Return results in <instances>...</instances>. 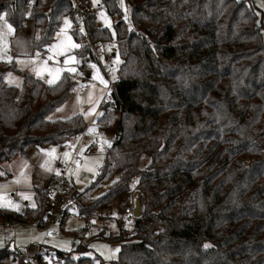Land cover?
Masks as SVG:
<instances>
[{
	"label": "trees",
	"instance_id": "16d2710c",
	"mask_svg": "<svg viewBox=\"0 0 264 264\" xmlns=\"http://www.w3.org/2000/svg\"><path fill=\"white\" fill-rule=\"evenodd\" d=\"M125 1L131 25L117 0H101L119 16L113 29L121 63L113 108L105 101L99 120L115 125L117 135L80 194L84 212H97L126 200L140 176L142 212L129 231L93 238L121 244L115 264H264V32L256 4ZM81 2L91 39H112L110 29L97 27L89 0ZM73 11L72 0H0V16L16 31L33 22L39 50ZM77 52L97 61L84 41ZM21 74L19 86L0 80V169L30 148L73 140L88 124L81 113L49 118L83 74L64 73L53 84ZM144 155L151 161L142 168ZM7 175L0 172V179ZM34 195L35 205L24 212L0 208V220L45 226L48 193ZM57 255L64 264L86 261ZM0 264H14L7 246Z\"/></svg>",
	"mask_w": 264,
	"mask_h": 264
},
{
	"label": "rangeland",
	"instance_id": "374dc122",
	"mask_svg": "<svg viewBox=\"0 0 264 264\" xmlns=\"http://www.w3.org/2000/svg\"><path fill=\"white\" fill-rule=\"evenodd\" d=\"M122 10V17L131 25V7L125 0H117ZM256 4L258 20L262 24L264 32V0H253ZM90 9L95 12V23L97 27L108 28L112 32L114 40L113 25L118 20V15L108 13L107 9L101 3V0H89ZM0 19V80L4 79L8 84L20 85L22 74L28 72L33 76L43 79L46 83L53 76L58 75L55 83L64 73H81L84 76L79 77L68 99L49 115L50 119L65 118L71 115L81 113L89 123L92 119L101 116L103 101L107 96V86L109 79L104 75L101 65L98 61L89 60L77 52V49L83 46V41L76 38V22L73 15H65L62 23L55 34L54 41L46 47L45 50H39L33 47V29L34 24L27 20L25 28L16 31L13 25L2 15ZM67 21V24L65 23ZM5 24L12 25V31L9 33ZM77 35V34H76ZM78 47H72V45ZM95 54H100L104 60L107 54H112L115 49L109 44L96 45ZM11 58V59H9ZM118 58V62L117 61ZM68 61L66 64L65 61ZM114 77L112 82L117 80V71L121 63V58L117 53L113 56ZM13 63L15 69H9L6 65ZM86 64V66H85ZM95 65V67H93ZM7 68L3 70L2 68ZM57 69L60 71L57 73ZM69 69H75L70 71ZM40 70L41 75H36ZM51 73L52 75H49ZM91 74L90 78H86ZM103 81V82H102ZM49 84V83H48ZM110 122V121H109ZM90 140L94 141L98 137L99 148L87 149L81 146L78 155L82 158V163L72 162L68 176L72 179L78 192H83L96 177L98 170L94 169L96 164L102 166L104 155L113 145L117 128L110 124V128H96L91 126ZM74 152V146L65 148L62 145H47L44 147L32 148L26 153L18 155L16 163L20 173L12 174L14 183H0V208H10L18 212H24L27 207L35 205L36 189L45 190L48 174L53 171H59L60 164H68L71 155ZM67 154V155H65ZM151 161L149 155H144L140 161L142 168H145ZM23 164V165H22ZM1 170L7 172L6 168ZM3 172V173H4ZM107 189L104 185L95 192L94 196H99ZM125 202L123 197H118L109 204H106L97 210L98 214L115 216L124 222V217L119 209ZM47 213H54L55 209L46 206ZM106 223L108 220H104ZM135 220L126 223L125 227L130 230ZM85 220L76 214L67 215L64 223H53L52 225L41 229L34 222L19 223L16 227L17 246L21 248L34 249L38 245L46 246L49 249L47 256L49 264H64L63 260L58 258L57 250L64 252L72 260L85 259V264H115L119 257V242H112L107 239L89 238L84 240L81 236L75 235V231L82 228ZM114 231L117 230L113 226ZM7 230V229H6ZM0 223V247L5 245V238L8 234ZM60 230V235H55L54 231ZM3 247V246H2ZM119 251H115V249ZM14 264H19L15 263Z\"/></svg>",
	"mask_w": 264,
	"mask_h": 264
},
{
	"label": "built area",
	"instance_id": "2783aa9c",
	"mask_svg": "<svg viewBox=\"0 0 264 264\" xmlns=\"http://www.w3.org/2000/svg\"><path fill=\"white\" fill-rule=\"evenodd\" d=\"M74 11L73 18L76 22L77 33L81 36L85 44H88L93 50L96 45L109 44L115 49V40L105 39L99 42H94L86 27V14L81 0H72ZM82 29V31H81ZM95 51V50H94ZM96 55V54H95ZM97 61L102 67L104 75L109 79V84L107 86V96L103 101H107L110 106L109 109L113 108L114 96L113 89L114 83L112 78L114 77L113 71V53L107 54L103 60L100 54L96 55ZM91 126L96 128H110L109 121H101L99 117L92 119L86 126V128L73 140L62 143L61 145L65 148L73 147L74 152L71 155L70 162L68 164H60L59 171L53 173L48 177L46 181L45 191L48 193V198L46 199V206H50L55 209V212L49 213L50 219L45 226H39L41 229L46 228L53 223H64L67 215L76 214L85 220V224L82 228L75 231V235L81 236L83 240L86 237H110L114 233L113 226H115L120 231H129L126 229V223L131 220H136L135 216L137 202H141V190H140V176H136L133 181V188L129 192L125 202L121 205L119 212L124 217V222H120L118 218L111 215H101L97 212H84V204L81 200V194L77 191L73 184L72 179L68 176L72 162L82 163V158L78 155L79 148L81 146H86L87 148L97 149L99 147L98 137L94 141L90 140ZM264 153V150H263ZM246 165L251 163V160L246 158L244 160ZM94 169L101 170L102 166L96 164ZM104 220H108L106 223ZM19 222L14 220L8 221L9 226V238L7 239L6 246L12 257L13 262L19 264H44L48 263L47 256L49 254V249L46 246L38 245L34 249L21 248L17 246V234L16 227ZM55 235H60V230L54 231Z\"/></svg>",
	"mask_w": 264,
	"mask_h": 264
},
{
	"label": "crops",
	"instance_id": "0c3cea01",
	"mask_svg": "<svg viewBox=\"0 0 264 264\" xmlns=\"http://www.w3.org/2000/svg\"><path fill=\"white\" fill-rule=\"evenodd\" d=\"M34 33H35V28L33 29V36H34ZM90 76H91V74H90ZM87 78H90V77H88L87 76ZM86 147V146H85ZM99 148V147H98ZM30 149H32V148H30ZM29 149V150H30ZM87 149H89V150H91V148H87ZM28 150V151H29ZM26 153V152H25ZM17 159H18V155L14 158V159H12V160H10V161H6V162H3L2 164H1V167H4V168H6L7 170V172H4V171H2L1 169V174H5V173H7L8 175L6 176V177H4V178H2V179H0V183H2V184H8V183H14V181H13V177H12V174H14V175H16V174H18V173H20V170H18L16 167H18V163H16V161H17ZM23 165V164H22ZM4 172V173H3ZM53 173H55V171H53L51 174H48L49 176H51ZM48 176V177H49ZM38 190H40V189H38ZM0 223H1V226L2 227H4L5 228V230H6V232H7V234H8V237H9V226H8V221H4V220H0ZM4 240H5V245H2L1 247H0V250L1 249H3L4 247H6V242H7V239L5 238V235H4ZM28 249H30L29 247H28Z\"/></svg>",
	"mask_w": 264,
	"mask_h": 264
},
{
	"label": "snow or ice",
	"instance_id": "6c2138e0",
	"mask_svg": "<svg viewBox=\"0 0 264 264\" xmlns=\"http://www.w3.org/2000/svg\"><path fill=\"white\" fill-rule=\"evenodd\" d=\"M262 7H264V4H262ZM0 19H3V17L2 16H0ZM65 23L67 24V21H65ZM5 27H6V29H7V32H11L12 31V25H10V24H5ZM81 31H82V29H81ZM72 47H78V45H72ZM9 59H11V58H9ZM116 62H118V58H117V61ZM65 63L67 64L68 63V61L66 60L65 61ZM93 67H95V65H93ZM70 71H75V69H69ZM60 70L59 69H57V73L59 72ZM36 75H41V71L40 70H37L36 71ZM49 75H52L51 73H49ZM56 79H58V75L57 76H53V78L52 79H49L47 82L49 83V84H53V83H55V81H56ZM103 82V81H102ZM65 155H67V154H65ZM208 245H205V247H207ZM115 251H119V249L117 248V249H115L114 250V252Z\"/></svg>",
	"mask_w": 264,
	"mask_h": 264
},
{
	"label": "water",
	"instance_id": "95a60500",
	"mask_svg": "<svg viewBox=\"0 0 264 264\" xmlns=\"http://www.w3.org/2000/svg\"><path fill=\"white\" fill-rule=\"evenodd\" d=\"M115 52H113V56H115ZM88 77H90V74L87 75ZM141 212H142V204L141 202H137V205H136V211H135V216L138 218L140 217L141 215Z\"/></svg>",
	"mask_w": 264,
	"mask_h": 264
}]
</instances>
